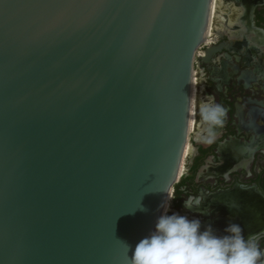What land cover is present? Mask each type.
<instances>
[{
    "label": "water",
    "instance_id": "water-1",
    "mask_svg": "<svg viewBox=\"0 0 264 264\" xmlns=\"http://www.w3.org/2000/svg\"><path fill=\"white\" fill-rule=\"evenodd\" d=\"M211 5L0 0V264H130L181 180Z\"/></svg>",
    "mask_w": 264,
    "mask_h": 264
},
{
    "label": "flooded vegetation",
    "instance_id": "flooded-vegetation-1",
    "mask_svg": "<svg viewBox=\"0 0 264 264\" xmlns=\"http://www.w3.org/2000/svg\"><path fill=\"white\" fill-rule=\"evenodd\" d=\"M215 8L220 14L228 11L232 16L222 20L220 25L210 23L199 55L201 77L197 80L194 77V82L197 90L201 87L198 93L221 104L227 116L223 127L216 128L215 136L208 141L194 136L196 143L209 144L219 134L216 145L196 148L191 140L188 142L186 147L191 151V158L185 163V169L194 173L195 165L202 160H216L213 165L201 164L197 168L196 177L205 178L197 191L202 203L213 195L238 190L250 192L264 202V66L260 63L264 60V0H219ZM223 37L230 42L229 46L225 45ZM250 37L259 39L255 44H245L244 40ZM210 63L217 64L211 69ZM196 70L195 75H198ZM213 86L219 94L211 92ZM206 129L207 125L199 122L197 130L208 134ZM197 178L193 183L190 179L186 181L189 192L195 193ZM194 211L202 214L201 231L208 221L223 219L239 224L243 220L236 212L224 213L212 207L205 212ZM242 229L246 239L249 235H260V246L264 250V220L257 230L249 232L245 224Z\"/></svg>",
    "mask_w": 264,
    "mask_h": 264
},
{
    "label": "clouds",
    "instance_id": "clouds-1",
    "mask_svg": "<svg viewBox=\"0 0 264 264\" xmlns=\"http://www.w3.org/2000/svg\"><path fill=\"white\" fill-rule=\"evenodd\" d=\"M199 114L209 137H214V130L225 123L227 110L209 97L200 103ZM201 203V197L190 196L184 208L197 209ZM167 212L165 206L156 230L136 245L130 264H264L260 235H249L246 239L240 225L233 223L225 229L227 235L218 236L211 226L201 231L200 220Z\"/></svg>",
    "mask_w": 264,
    "mask_h": 264
},
{
    "label": "bare ground",
    "instance_id": "bare-ground-1",
    "mask_svg": "<svg viewBox=\"0 0 264 264\" xmlns=\"http://www.w3.org/2000/svg\"><path fill=\"white\" fill-rule=\"evenodd\" d=\"M219 0H212L211 5V16L210 23H217L220 25L221 21L227 19L232 16L231 13L226 11L227 13L220 14V12L215 8V4L218 3ZM215 10V11H214ZM263 37V36H262ZM237 38H240L237 36ZM253 39V40H252ZM259 38H247L244 40L245 44L248 42H253L255 44ZM252 40V41H251ZM201 89L198 86V90L196 92L194 87V95H193V114H192V124L191 131L196 138H199L204 142L208 141L209 135L205 134L206 132L198 131L199 123H197V113H199L200 103L208 101L207 97L202 96L199 92ZM201 122V121H200ZM191 158V151L189 149H185V157L182 166L181 178L187 172L185 169V163L189 162ZM229 166V165H228ZM224 167V166H223ZM239 191V190H238ZM234 191L233 193H221L216 194L211 197H208L205 201H203L202 206L199 208H194L196 211L205 212L208 208L212 207L213 209L221 210L224 213H238L242 217V221L238 224L242 228V225H246L247 231L257 230V228L263 223L264 220V202L254 196L252 193L248 192H238ZM254 193V192H253ZM168 206V204H167ZM230 225L229 222L223 219L212 220L204 223L202 225V231L206 230L209 226L213 229L214 233L218 236H224L228 233L225 232V229ZM245 234V233H244Z\"/></svg>",
    "mask_w": 264,
    "mask_h": 264
},
{
    "label": "rangeland",
    "instance_id": "rangeland-1",
    "mask_svg": "<svg viewBox=\"0 0 264 264\" xmlns=\"http://www.w3.org/2000/svg\"><path fill=\"white\" fill-rule=\"evenodd\" d=\"M222 40L223 41H226L225 42V45H230V42L227 40V38H225V37H223L222 38ZM228 43V44H227ZM227 47V46H226ZM226 50V49H225ZM227 51V50H226ZM202 52V49H200V51H199V55H200V53ZM262 58H264V55L262 56ZM201 63H202V61H201V59H200V56H198V58H197V62H196V68L195 69H197L196 71H198V78L200 79V77H201V74L199 73V66L201 65ZM261 64H263V66H264V60L262 61V62H260ZM216 64L217 63H210L209 65H210V67H211V69H212V67L213 66H216ZM261 64H259V65H261ZM210 75V74H209ZM197 76V75H196ZM196 80H197V77L195 78ZM195 84H196V81L194 82V87H195V90H196V92H197V86H195ZM211 92L213 93V92H215V93H217V94H219L218 92H217V90H216V88L213 86L212 87V89H211ZM227 102V101H226ZM229 102V101H228ZM229 103H231V102H229ZM219 104V103H218ZM201 121V117H200V114L198 113V116H197V122L199 123ZM218 136H219V134L209 143V144H203V143H196L195 142V138H194V134L192 133V135H191V141L190 142H192V145L194 146V147H203V146H209V145H211V144H214V145H216L215 143H216V141H218V139L220 138H218ZM200 157V156H199ZM197 159V158H196ZM215 161L216 160H214L213 158H209L208 160H207V162H204L203 160L198 164V165H195V167H194V173H191L190 171L188 172V170H187V172L184 174V176L181 178V179H183L184 180V182H183V184H182V186H181V188H180V192H179V195L178 196H176V198H175V190H174V193H172L171 194V197H173L174 199H172V200H169L168 201V212H167V214L168 215H172V214H179V215H183V216H186L188 219L190 218V220H194V219H197V220H200V218H201V216H202V214L201 213H199V212H195L194 210H187V209H185L184 208V203H185V200L186 199H188L190 196L191 197H201L198 193H197V191H199L198 190V185H202V183L204 182V177H201V178H197L196 177V174H197V168L201 165V164H205L206 166H208V165H213L214 163H215ZM217 162H219L218 160H217ZM190 166V164H188V167ZM188 167H187V169H188ZM188 173V174H187ZM194 178H197V180H198V182L197 183H194L195 184V193H193L191 190H190V192L188 191V189L185 187L186 186V181L188 180V179H190V180H192L191 181V183H193V179ZM181 181V180H180ZM176 187V186H175ZM200 206H202V203H201V205ZM200 222H202L201 220H200Z\"/></svg>",
    "mask_w": 264,
    "mask_h": 264
},
{
    "label": "trees",
    "instance_id": "trees-1",
    "mask_svg": "<svg viewBox=\"0 0 264 264\" xmlns=\"http://www.w3.org/2000/svg\"><path fill=\"white\" fill-rule=\"evenodd\" d=\"M183 182H184V180L183 179H181V181L176 185V187H175V198H176V196H178L179 195V192H180V188H181V186H182V184H183Z\"/></svg>",
    "mask_w": 264,
    "mask_h": 264
},
{
    "label": "built area",
    "instance_id": "built-area-1",
    "mask_svg": "<svg viewBox=\"0 0 264 264\" xmlns=\"http://www.w3.org/2000/svg\"><path fill=\"white\" fill-rule=\"evenodd\" d=\"M198 74V73H197ZM194 77L196 78V77H198V75L196 76V75H194ZM197 116H198V113H197Z\"/></svg>",
    "mask_w": 264,
    "mask_h": 264
}]
</instances>
